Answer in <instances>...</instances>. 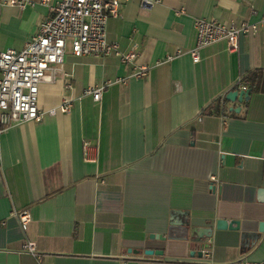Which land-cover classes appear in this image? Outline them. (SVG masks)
Instances as JSON below:
<instances>
[{"label":"crops","instance_id":"0c3cea01","mask_svg":"<svg viewBox=\"0 0 264 264\" xmlns=\"http://www.w3.org/2000/svg\"><path fill=\"white\" fill-rule=\"evenodd\" d=\"M53 5L0 0V54L22 50ZM263 16L264 0H161L149 9L130 0L109 19L107 40L137 53L134 64L66 50L69 77L42 84L38 106L72 99V111L0 137V264H264L262 82L247 100L227 99L248 73L264 76V27L242 34L235 52L221 41L198 63L189 54L196 19L239 26ZM137 67L148 76L133 77ZM106 81L114 83L101 101L86 94ZM24 210L26 230L13 214ZM220 220L239 225L218 230ZM204 229L211 235L192 241ZM26 240L40 262L23 251Z\"/></svg>","mask_w":264,"mask_h":264},{"label":"built area","instance_id":"2783aa9c","mask_svg":"<svg viewBox=\"0 0 264 264\" xmlns=\"http://www.w3.org/2000/svg\"><path fill=\"white\" fill-rule=\"evenodd\" d=\"M128 1L130 0H54L52 16L40 24L31 41L22 50L8 49L0 54V137L13 125L39 123L46 116L54 117L72 111V99H66L61 105L47 111L40 110L38 106L42 84L55 83L60 74L69 77L67 73H63L68 41H71L72 53L77 57L101 58L114 55L125 64H134L137 53L123 54L117 44H111L107 40L109 19L118 17L121 6ZM140 2L142 8L149 9L160 4L161 0ZM18 5L23 9L26 3L18 2ZM260 26L264 27V16L257 24L243 22L239 26L204 18L196 19L197 44L189 52L192 61L200 62L201 50L221 41L227 43L229 51H237L240 36L254 34ZM180 54L181 51L178 52ZM172 59L171 56L167 58L168 61ZM149 71V67H137L133 77L145 78ZM120 82L124 81H116ZM113 83L106 81L88 89L86 94L92 95L99 102L103 92ZM242 89L247 90L246 87ZM89 147L90 143H87L86 150ZM13 214L18 218L22 229L26 230L31 221L29 210L14 211ZM23 251L39 262L42 259L32 241H25ZM204 257L210 259L209 249L204 250ZM236 264L253 263L240 261Z\"/></svg>","mask_w":264,"mask_h":264},{"label":"water","instance_id":"95a60500","mask_svg":"<svg viewBox=\"0 0 264 264\" xmlns=\"http://www.w3.org/2000/svg\"><path fill=\"white\" fill-rule=\"evenodd\" d=\"M262 90H264V76L262 78ZM250 93H251V91L248 90V89L247 90H241L239 92L238 91H234V92H231V93L228 94L227 99L231 100V101L239 100V101L242 102L243 100H247L248 99ZM238 225L239 224L237 222H234V223L230 224L227 221L220 220L217 223V229L218 230L234 229L235 227L237 228ZM204 230H199V231L198 230H193V233H192V239L193 240L192 241L199 242L201 238L209 237L211 235L212 229H204ZM202 231L205 232V233L202 234ZM202 248L204 250V248H206V245L204 244ZM145 255L153 256V255H159V253L156 252V251H153V250H147V251H145Z\"/></svg>","mask_w":264,"mask_h":264},{"label":"trees","instance_id":"16d2710c","mask_svg":"<svg viewBox=\"0 0 264 264\" xmlns=\"http://www.w3.org/2000/svg\"><path fill=\"white\" fill-rule=\"evenodd\" d=\"M263 78V72L262 71H253L248 73L243 79H242V84L246 88H251L253 90H257L260 87V84L262 82ZM217 113L219 114L221 109L220 105H217Z\"/></svg>","mask_w":264,"mask_h":264},{"label":"rangeland","instance_id":"374dc122","mask_svg":"<svg viewBox=\"0 0 264 264\" xmlns=\"http://www.w3.org/2000/svg\"><path fill=\"white\" fill-rule=\"evenodd\" d=\"M67 51H72L71 41H68Z\"/></svg>","mask_w":264,"mask_h":264}]
</instances>
